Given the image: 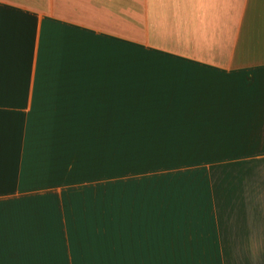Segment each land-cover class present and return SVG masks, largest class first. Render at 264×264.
Instances as JSON below:
<instances>
[{"label": "crops", "instance_id": "crops-1", "mask_svg": "<svg viewBox=\"0 0 264 264\" xmlns=\"http://www.w3.org/2000/svg\"><path fill=\"white\" fill-rule=\"evenodd\" d=\"M114 127L125 175L168 168L215 223L205 252L264 264V0H0V264L88 263Z\"/></svg>", "mask_w": 264, "mask_h": 264}, {"label": "rangeland", "instance_id": "rangeland-1", "mask_svg": "<svg viewBox=\"0 0 264 264\" xmlns=\"http://www.w3.org/2000/svg\"><path fill=\"white\" fill-rule=\"evenodd\" d=\"M114 130L118 131L113 142L114 171L111 181L114 216L112 214V222H107L109 225L104 232L108 236L107 239L92 240L91 235L87 236L88 263L93 264V255H99L102 261L105 253L106 259L103 261L109 264H220V254H217V262L210 259L209 263L210 253L205 252L207 248H204L220 243V236L218 238L213 235L216 232H212L211 227H214L215 223L190 220L191 217L197 220L198 211H195L196 207L191 204L184 207V200H173L175 192L170 189V175L161 173L162 169L168 168H160L158 165L157 173L133 172L125 175L123 170L126 166L121 163L124 159L122 153H127L128 145L132 143H124L119 135L120 130L116 127ZM191 177L193 176L191 175L190 179ZM155 178L158 184L156 190L153 184ZM132 181H139L144 185L142 191L139 189L141 193L131 191L134 193L132 199L141 200L142 207L138 208L139 210L134 208L126 214L125 209L124 213L122 212V194L128 189H124L123 185ZM181 186L185 187L183 181ZM133 202L138 207L136 201ZM207 218L209 219V216ZM203 225L205 228H202ZM208 249L211 251L213 248ZM81 251L86 254L83 247Z\"/></svg>", "mask_w": 264, "mask_h": 264}, {"label": "trees", "instance_id": "trees-1", "mask_svg": "<svg viewBox=\"0 0 264 264\" xmlns=\"http://www.w3.org/2000/svg\"><path fill=\"white\" fill-rule=\"evenodd\" d=\"M210 259H213V260L215 259V262H217V255H216V254L214 255V253H213V254L210 253V254H209V263H211V262H210Z\"/></svg>", "mask_w": 264, "mask_h": 264}]
</instances>
